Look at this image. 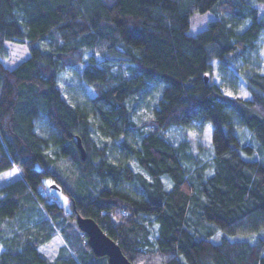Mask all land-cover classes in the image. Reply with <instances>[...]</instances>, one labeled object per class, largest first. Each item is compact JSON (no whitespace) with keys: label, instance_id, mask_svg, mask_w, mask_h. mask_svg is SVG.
Wrapping results in <instances>:
<instances>
[{"label":"trees","instance_id":"obj_1","mask_svg":"<svg viewBox=\"0 0 264 264\" xmlns=\"http://www.w3.org/2000/svg\"><path fill=\"white\" fill-rule=\"evenodd\" d=\"M263 4L0 0V56L7 41L30 51L14 67L0 59V174L20 171L0 186V264H108L78 216L134 264H264ZM210 10L191 34V16ZM68 67L94 96L64 95ZM229 71L249 96L225 90ZM207 123L209 144L190 136ZM172 127L185 130L178 143ZM58 233L51 259L40 247Z\"/></svg>","mask_w":264,"mask_h":264},{"label":"rangeland","instance_id":"obj_2","mask_svg":"<svg viewBox=\"0 0 264 264\" xmlns=\"http://www.w3.org/2000/svg\"><path fill=\"white\" fill-rule=\"evenodd\" d=\"M264 6V4L262 5ZM217 16L216 12L213 10L201 13L196 12L191 16V24L189 28V32L191 34H195L198 31L205 28L210 20L215 18ZM258 54L260 55L262 59V64L264 67V32L262 33L260 40H259V49ZM30 55V51L26 45V43L22 42H16V41H7L4 45V53L0 56V59L8 66L14 67L18 65L20 62L28 58ZM253 56L256 57L260 61L259 56L257 53H253ZM217 61H215V64L217 65ZM84 66L82 65L80 67L81 70H83ZM80 69L76 67H68L64 72L60 75V85L63 88L64 95L73 102L75 100L79 101L81 99L90 98L95 95L94 89L87 85L81 77V71ZM220 79L221 82H223L225 90L230 94H242L245 96H249V93L247 94L246 86L243 83L240 78H236L235 74H233L232 71L221 73L220 76L217 78ZM233 82V85L231 84ZM158 94H156L157 97ZM149 113V109L147 106H141L137 110V116L136 119L139 118V116L146 115ZM212 124L207 123V126L204 128V130H199L198 128H192L189 130L190 136L197 140L200 143L203 144H209L211 142V132H212ZM244 134L249 137V133L246 130H243ZM185 130L181 127H172L168 129L167 131H164V134L173 142L178 143L180 139L184 137ZM135 134V136H134ZM133 139L136 141L138 140V133L133 132L132 133ZM116 157L119 156V154L115 155ZM136 170H140V168L137 166V163L134 159H131L129 161ZM20 171L18 168H11L3 173L0 174V186L6 184L11 179L17 177L19 175ZM49 184V183H48ZM55 186V185H52ZM49 193L56 194V197L58 200L62 203L64 206H68V203L66 201V196L60 192L55 191L53 187L51 189H48ZM58 236H55L50 242L42 245L40 247V250L44 252L49 258L54 259L57 255L59 248L65 244V241L63 237L58 233ZM220 235H216L213 237V240L218 241ZM3 250V246L0 244V253Z\"/></svg>","mask_w":264,"mask_h":264},{"label":"water","instance_id":"obj_3","mask_svg":"<svg viewBox=\"0 0 264 264\" xmlns=\"http://www.w3.org/2000/svg\"><path fill=\"white\" fill-rule=\"evenodd\" d=\"M78 147L82 159L86 158V151L78 138ZM79 228L87 235L88 243L93 252L98 256H107L108 264H134L124 253L121 245L91 217H77Z\"/></svg>","mask_w":264,"mask_h":264},{"label":"crops","instance_id":"obj_4","mask_svg":"<svg viewBox=\"0 0 264 264\" xmlns=\"http://www.w3.org/2000/svg\"><path fill=\"white\" fill-rule=\"evenodd\" d=\"M56 236H58V235H56ZM55 237V236H54Z\"/></svg>","mask_w":264,"mask_h":264}]
</instances>
